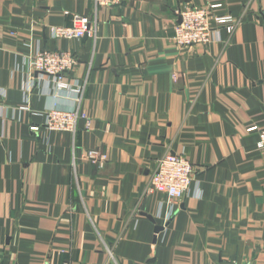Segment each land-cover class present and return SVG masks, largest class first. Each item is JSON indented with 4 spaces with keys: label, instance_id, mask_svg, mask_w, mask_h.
<instances>
[{
    "label": "crops",
    "instance_id": "0c3cea01",
    "mask_svg": "<svg viewBox=\"0 0 264 264\" xmlns=\"http://www.w3.org/2000/svg\"><path fill=\"white\" fill-rule=\"evenodd\" d=\"M209 5L233 32L177 47L175 12ZM75 15L92 36L51 35ZM38 49L76 57L69 88L30 72ZM0 90V264H264V0H0ZM51 108L85 117L48 131ZM166 153L195 173L169 218Z\"/></svg>",
    "mask_w": 264,
    "mask_h": 264
},
{
    "label": "built area",
    "instance_id": "2783aa9c",
    "mask_svg": "<svg viewBox=\"0 0 264 264\" xmlns=\"http://www.w3.org/2000/svg\"><path fill=\"white\" fill-rule=\"evenodd\" d=\"M122 0H93L96 7H110ZM215 6L187 7L175 12L176 22L173 26L172 42L179 48L189 50L195 45L206 46L218 41L220 32L224 30L232 33L237 20L229 14L214 13ZM92 21L85 16L75 15L70 26H53L50 28L54 38L79 39L92 36ZM77 63L76 57L68 51L50 52L36 50L28 55V68L37 79L46 80L57 90L69 88L66 83L67 74ZM31 78V77H30ZM76 93L82 92V86L74 83ZM30 87H27V90ZM28 102V101H27ZM5 108L4 94L0 90V126ZM28 109V107H26ZM85 116L76 110H62L51 108L44 112V127L48 131L75 132L77 121ZM248 131L257 134V148L264 151V127L251 125ZM86 158L94 165H100L106 156L95 150H88ZM191 163L183 156L166 153L156 161V167L149 180V191L165 196L169 204L168 218L173 214L175 204L181 200L189 190L194 179Z\"/></svg>",
    "mask_w": 264,
    "mask_h": 264
}]
</instances>
